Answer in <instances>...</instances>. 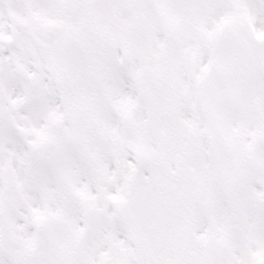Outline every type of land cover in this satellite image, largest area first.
I'll return each mask as SVG.
<instances>
[{
	"label": "snow or ice",
	"instance_id": "1",
	"mask_svg": "<svg viewBox=\"0 0 264 264\" xmlns=\"http://www.w3.org/2000/svg\"><path fill=\"white\" fill-rule=\"evenodd\" d=\"M0 264H264V0H0Z\"/></svg>",
	"mask_w": 264,
	"mask_h": 264
}]
</instances>
